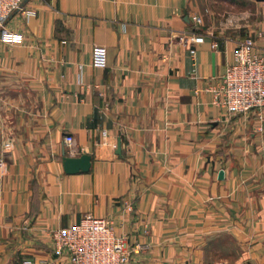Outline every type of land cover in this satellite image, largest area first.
<instances>
[{
    "label": "crops",
    "instance_id": "0c3cea01",
    "mask_svg": "<svg viewBox=\"0 0 264 264\" xmlns=\"http://www.w3.org/2000/svg\"><path fill=\"white\" fill-rule=\"evenodd\" d=\"M22 6L4 23L21 39L0 37V264H66L48 231L86 214L126 264H264V107L228 112L212 89L241 38L264 56V0ZM84 152L90 169L66 173Z\"/></svg>",
    "mask_w": 264,
    "mask_h": 264
},
{
    "label": "built area",
    "instance_id": "2783aa9c",
    "mask_svg": "<svg viewBox=\"0 0 264 264\" xmlns=\"http://www.w3.org/2000/svg\"><path fill=\"white\" fill-rule=\"evenodd\" d=\"M22 1L0 0V37L9 42L22 37L20 32L8 30L4 25L12 11L23 8ZM193 18L199 21L201 16L195 14ZM190 39L193 43L200 42L203 35L195 33ZM189 51L195 55V45L190 46ZM106 60V46L95 44L92 47L93 63L102 66ZM212 89L228 112L245 114L264 107V56L257 50L253 36L247 35L237 41L231 60L224 66L220 83ZM66 139L72 142L71 136ZM5 146L8 147L9 143ZM124 208L133 209L126 201ZM48 235L53 252L56 256H64L66 264H126L130 258L131 248L124 237L116 235L112 225L103 217L86 214L71 225L50 229ZM136 247L144 248V245L137 244ZM21 264H46V261L25 257Z\"/></svg>",
    "mask_w": 264,
    "mask_h": 264
},
{
    "label": "water",
    "instance_id": "95a60500",
    "mask_svg": "<svg viewBox=\"0 0 264 264\" xmlns=\"http://www.w3.org/2000/svg\"><path fill=\"white\" fill-rule=\"evenodd\" d=\"M24 3V0L21 2V5ZM17 10V9H15ZM117 152H120V140L117 144ZM92 163V157L89 153H81L79 155H67L62 156L63 169L66 173H77V172H87ZM224 177L223 169L218 171V178L222 179Z\"/></svg>",
    "mask_w": 264,
    "mask_h": 264
},
{
    "label": "rangeland",
    "instance_id": "374dc122",
    "mask_svg": "<svg viewBox=\"0 0 264 264\" xmlns=\"http://www.w3.org/2000/svg\"><path fill=\"white\" fill-rule=\"evenodd\" d=\"M220 252H221V254H220L221 258H226L225 256H226L227 250L223 246L221 247ZM236 254L239 255V249H237V253Z\"/></svg>",
    "mask_w": 264,
    "mask_h": 264
}]
</instances>
